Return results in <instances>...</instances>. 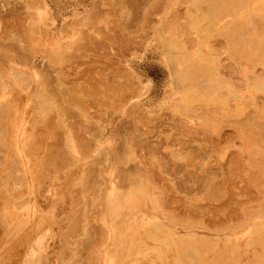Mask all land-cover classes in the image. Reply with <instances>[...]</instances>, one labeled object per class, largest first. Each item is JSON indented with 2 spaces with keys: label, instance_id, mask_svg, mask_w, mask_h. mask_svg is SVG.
<instances>
[{
  "label": "rangeland",
  "instance_id": "rangeland-1",
  "mask_svg": "<svg viewBox=\"0 0 264 264\" xmlns=\"http://www.w3.org/2000/svg\"><path fill=\"white\" fill-rule=\"evenodd\" d=\"M0 264H264V0H0Z\"/></svg>",
  "mask_w": 264,
  "mask_h": 264
}]
</instances>
